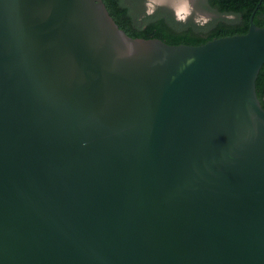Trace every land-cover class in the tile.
<instances>
[{"label": "water", "instance_id": "obj_1", "mask_svg": "<svg viewBox=\"0 0 264 264\" xmlns=\"http://www.w3.org/2000/svg\"><path fill=\"white\" fill-rule=\"evenodd\" d=\"M260 3L192 46L0 0V264H264Z\"/></svg>", "mask_w": 264, "mask_h": 264}, {"label": "trees", "instance_id": "obj_2", "mask_svg": "<svg viewBox=\"0 0 264 264\" xmlns=\"http://www.w3.org/2000/svg\"><path fill=\"white\" fill-rule=\"evenodd\" d=\"M118 26L132 38L160 39L169 45H203L213 39L248 33L250 18L264 27V0H201L205 11L218 17L206 24L177 20L167 8L153 14L142 10L144 0H103ZM257 95L264 108V65L259 73Z\"/></svg>", "mask_w": 264, "mask_h": 264}, {"label": "rangeland", "instance_id": "obj_3", "mask_svg": "<svg viewBox=\"0 0 264 264\" xmlns=\"http://www.w3.org/2000/svg\"><path fill=\"white\" fill-rule=\"evenodd\" d=\"M162 8L172 10L177 20L182 22L193 20L203 25L218 17L213 12L205 11L201 0H144L142 6L145 14H153Z\"/></svg>", "mask_w": 264, "mask_h": 264}]
</instances>
